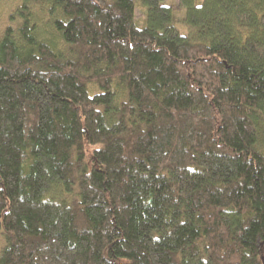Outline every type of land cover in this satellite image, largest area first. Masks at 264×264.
Returning a JSON list of instances; mask_svg holds the SVG:
<instances>
[{"label": "trees", "instance_id": "trees-1", "mask_svg": "<svg viewBox=\"0 0 264 264\" xmlns=\"http://www.w3.org/2000/svg\"><path fill=\"white\" fill-rule=\"evenodd\" d=\"M140 1L2 27L0 264H264V0Z\"/></svg>", "mask_w": 264, "mask_h": 264}, {"label": "rangeland", "instance_id": "rangeland-1", "mask_svg": "<svg viewBox=\"0 0 264 264\" xmlns=\"http://www.w3.org/2000/svg\"><path fill=\"white\" fill-rule=\"evenodd\" d=\"M135 1L134 17L133 20L137 26L144 25L146 21V6L140 0ZM178 0H163L162 3L171 7V22L181 32L186 31V26L183 23L182 17L184 16L185 9L177 4ZM200 0H197L199 2ZM20 3V0H0V31L2 27L7 23L14 24L19 18L15 7ZM28 10L34 20L37 19V23L40 24L45 18L44 10L41 7L29 6ZM13 14L10 17V14ZM61 44L60 41L56 42V45ZM2 245V237L0 235V246Z\"/></svg>", "mask_w": 264, "mask_h": 264}]
</instances>
